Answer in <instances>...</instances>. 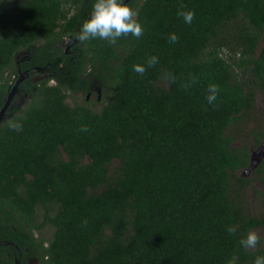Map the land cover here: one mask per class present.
Listing matches in <instances>:
<instances>
[{
    "label": "trees",
    "instance_id": "obj_1",
    "mask_svg": "<svg viewBox=\"0 0 264 264\" xmlns=\"http://www.w3.org/2000/svg\"><path fill=\"white\" fill-rule=\"evenodd\" d=\"M93 2L0 0V264H252L264 0H127L143 32L115 44L76 39Z\"/></svg>",
    "mask_w": 264,
    "mask_h": 264
},
{
    "label": "clouds",
    "instance_id": "obj_2",
    "mask_svg": "<svg viewBox=\"0 0 264 264\" xmlns=\"http://www.w3.org/2000/svg\"><path fill=\"white\" fill-rule=\"evenodd\" d=\"M186 24H191L195 13L192 10L180 11L178 13ZM138 13L130 7L127 0H94L89 17L80 26L76 39L85 42L90 39L99 38L106 40L109 44H115L121 36L129 33L137 38L141 37L143 28L136 19ZM170 40L175 42L178 37L175 33L170 35ZM156 57H152L149 64H155ZM134 71L143 74V65H134ZM218 87L213 84L209 86L207 101L209 104L217 99ZM82 130L86 131V128ZM228 231L234 233L235 227H229ZM260 242V237L256 232L249 230L240 240V245L244 249L256 248ZM252 264H264V255H257Z\"/></svg>",
    "mask_w": 264,
    "mask_h": 264
},
{
    "label": "rangeland",
    "instance_id": "obj_3",
    "mask_svg": "<svg viewBox=\"0 0 264 264\" xmlns=\"http://www.w3.org/2000/svg\"><path fill=\"white\" fill-rule=\"evenodd\" d=\"M261 46H264V41H262ZM28 55H29V53H28ZM21 56H23V54ZM26 97L28 98L27 93H24V95L19 94L18 95L19 103L21 102L22 104H24L26 101ZM75 97H78L80 99L82 96L77 95V96H74V98ZM74 98L70 97L68 101L73 103ZM12 99L13 98H11V100ZM87 99L91 100L92 102H95V105L97 107L102 106L103 103L105 102V98L102 94V91L99 88H96V91L94 93H92L91 95L89 94L87 96ZM19 103L17 104L18 106H19ZM257 107H258V109H260L261 107H264V101H263V98L261 95L258 96ZM255 114L256 113L253 112V114L248 115L247 117H245L246 119L242 122L241 128L244 129L245 133H247L249 130L254 128V126L256 124V120L254 119L256 117ZM260 116H258V117H260ZM247 143L249 144V147H250V165L255 164V166H253L251 169H249L250 165L246 168H240L238 170V174H241L242 176H245V177H252L254 175L256 176V173H258L256 170L258 169L261 162L264 161V139H263V142L258 147L255 146L254 139L252 138V136L250 138L248 137ZM240 144H242V142L240 141V138H239L234 143V145L238 146ZM259 147H261L260 150H259ZM255 188L257 190L261 191V193H255ZM247 196H248L249 202L252 205V209H253L254 213L257 215H263L264 214V184L260 183L259 181L254 182V184L252 183L248 187ZM252 231L256 232L257 235L262 238L263 245H264V228L259 227V228L252 230Z\"/></svg>",
    "mask_w": 264,
    "mask_h": 264
},
{
    "label": "water",
    "instance_id": "obj_4",
    "mask_svg": "<svg viewBox=\"0 0 264 264\" xmlns=\"http://www.w3.org/2000/svg\"><path fill=\"white\" fill-rule=\"evenodd\" d=\"M14 90H15V88H14ZM14 90L10 93L7 103H6V105L3 107V109H2V111H1V113H0V121H1V119L3 118V116H4V112H5V110H6L7 106H8V104L10 103V100H11V98H12V95L14 94ZM261 147H262V146H261ZM261 147H259V150L261 149ZM253 166H255V164H254V165H250V166H249V167H250L249 169H251Z\"/></svg>",
    "mask_w": 264,
    "mask_h": 264
},
{
    "label": "flooded vegetation",
    "instance_id": "obj_5",
    "mask_svg": "<svg viewBox=\"0 0 264 264\" xmlns=\"http://www.w3.org/2000/svg\"><path fill=\"white\" fill-rule=\"evenodd\" d=\"M35 262H33L32 260H30V264H34Z\"/></svg>",
    "mask_w": 264,
    "mask_h": 264
}]
</instances>
